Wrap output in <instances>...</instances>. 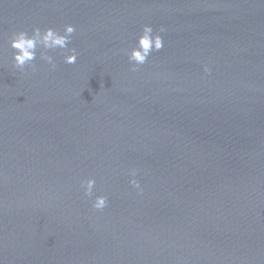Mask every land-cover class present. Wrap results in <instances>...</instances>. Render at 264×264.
Returning <instances> with one entry per match:
<instances>
[{"label": "water", "instance_id": "obj_1", "mask_svg": "<svg viewBox=\"0 0 264 264\" xmlns=\"http://www.w3.org/2000/svg\"><path fill=\"white\" fill-rule=\"evenodd\" d=\"M68 23L75 64L14 67ZM0 261L264 264V0H0Z\"/></svg>", "mask_w": 264, "mask_h": 264}, {"label": "clouds", "instance_id": "obj_2", "mask_svg": "<svg viewBox=\"0 0 264 264\" xmlns=\"http://www.w3.org/2000/svg\"><path fill=\"white\" fill-rule=\"evenodd\" d=\"M76 31L75 25L68 23L63 26V31L53 27H46L41 30L40 27H33L31 33L25 30L14 31L11 34L10 46L13 51V65L15 68L24 70L26 65H29L35 70L36 66L33 61L36 60L37 51L39 50L40 59L45 61L52 68L56 67L54 57L49 54V50L60 49L64 51V62L66 64H75L77 62L78 52L75 47H69V42ZM165 31L164 27L158 31H154L152 25L144 24L142 31L137 37L136 46L128 51V60L132 62V70L135 71L140 65L148 61L149 56L153 52H159L164 48V39L160 34ZM205 72H210V68L205 65ZM137 170H130L129 183L142 192L143 189L139 180L136 179ZM96 181L94 178H89L82 181L84 194L88 197L93 196V189ZM108 204V199L105 195H95L92 207L95 210H103ZM2 264V261H0Z\"/></svg>", "mask_w": 264, "mask_h": 264}]
</instances>
